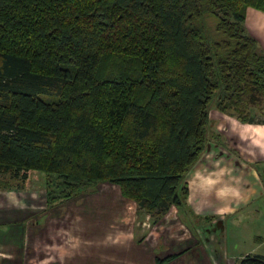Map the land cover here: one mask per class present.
Masks as SVG:
<instances>
[{
    "label": "trees",
    "instance_id": "16d2710c",
    "mask_svg": "<svg viewBox=\"0 0 264 264\" xmlns=\"http://www.w3.org/2000/svg\"><path fill=\"white\" fill-rule=\"evenodd\" d=\"M247 8L264 0H0V174L60 181L51 205L110 183L154 222L190 215L211 108L264 101Z\"/></svg>",
    "mask_w": 264,
    "mask_h": 264
},
{
    "label": "crops",
    "instance_id": "0c3cea01",
    "mask_svg": "<svg viewBox=\"0 0 264 264\" xmlns=\"http://www.w3.org/2000/svg\"><path fill=\"white\" fill-rule=\"evenodd\" d=\"M246 14L256 22L249 34L264 51V12L247 8ZM262 109L251 107L248 122L217 109L210 114L208 144L186 176L196 227L172 207L158 222L143 214L144 231L136 202L110 183H103L109 193L78 196L51 209L23 195L26 203L0 206V264H158L171 256L166 264H233L226 218L257 221L255 240L264 244V117L256 113L264 116Z\"/></svg>",
    "mask_w": 264,
    "mask_h": 264
},
{
    "label": "rangeland",
    "instance_id": "374dc122",
    "mask_svg": "<svg viewBox=\"0 0 264 264\" xmlns=\"http://www.w3.org/2000/svg\"><path fill=\"white\" fill-rule=\"evenodd\" d=\"M244 12L246 14V9L244 10ZM246 18H247V14H246ZM247 19H248V24H249V26L246 25L247 31H249L248 33L252 34L251 29H252L253 24L255 25L256 22H255V19L252 20L249 17ZM259 51L264 53L261 46H259ZM254 106L255 105H252V107ZM260 106H263L262 110H264V101L260 103ZM213 111H215L214 107L211 108L210 114H212ZM256 113H257V117H260V118L264 117V116H261L262 113H259L257 111ZM0 184H1L0 185V206L4 208V207H8L11 205L12 209L14 208L13 204H15L14 202H12V200H16L17 204L27 202L26 199H20V197H22L23 195L32 196L34 199V203H33L34 206H39L44 209L54 208V206L57 205L58 203L55 205L54 204L51 205L49 203L50 201V197L48 195L49 191L50 190L55 191L54 196H58L65 188L60 181L56 179L48 180L45 178V176H42V175L32 177L31 179L32 185L29 188L25 187L21 180L12 178L10 174H0ZM57 185L59 186L58 188L56 187ZM104 185L105 184H99L96 187L95 192H90L85 195H93V194L97 195L99 193H109L108 188H105ZM109 185L110 184H106L107 187ZM114 187L118 189L119 192H121L120 186L115 185ZM6 209H11V207L6 208ZM5 211H8V210H5ZM143 214L144 213H142L141 215ZM244 215L246 216L247 214L245 213ZM187 217L189 218L190 222H192L195 227L197 226V224H199L197 218H192L190 215H187ZM169 219H172L171 215H169ZM224 225H225V235H226L225 242H226L228 252L230 253V255L232 254L233 256V259H232L233 264H236L243 256H246L247 254L264 255V244L257 242L255 240V236L260 235L258 233L260 224L257 221L253 223L252 220L249 221L246 217L244 218L243 217L241 218L228 217L224 221ZM142 227L144 228L143 229L144 231H146L145 229L149 227L147 221H144V215L140 217V228L142 229ZM223 231H224V227H223ZM261 235H263V233H261Z\"/></svg>",
    "mask_w": 264,
    "mask_h": 264
}]
</instances>
